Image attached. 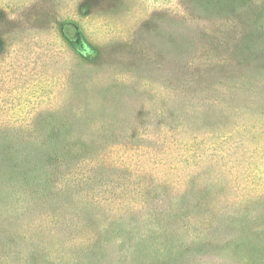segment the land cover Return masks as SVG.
<instances>
[{"label": "rangeland", "instance_id": "rangeland-1", "mask_svg": "<svg viewBox=\"0 0 264 264\" xmlns=\"http://www.w3.org/2000/svg\"><path fill=\"white\" fill-rule=\"evenodd\" d=\"M6 1L1 16L33 17L4 29L12 40L0 48V126L53 132L60 111L79 110L80 146L92 163L117 165L100 175L127 188L121 206L96 204L74 223L40 221L39 264L158 255L264 264V29L255 24L264 0H55L60 21L26 30L39 12L25 9L30 0ZM145 214L175 234L174 249L162 231L151 249L117 255V242L104 243L105 227L144 231L156 221Z\"/></svg>", "mask_w": 264, "mask_h": 264}, {"label": "trees", "instance_id": "trees-1", "mask_svg": "<svg viewBox=\"0 0 264 264\" xmlns=\"http://www.w3.org/2000/svg\"><path fill=\"white\" fill-rule=\"evenodd\" d=\"M57 4L55 0H30L25 9H35L39 15L32 25L23 28L25 30L38 28L40 25H44V29L53 28L62 18ZM10 6L8 1L0 0L1 13L6 12ZM12 14L9 12L7 15H0V48L4 47V42L11 43L12 40L10 35L5 36L4 29L7 24L21 28L22 25L29 24L33 17V14H30L24 22L16 15L9 16ZM255 24L258 29H264V15ZM72 81L70 80V86ZM59 87L67 86L62 83ZM53 102L54 100L49 101L48 105L51 106ZM47 108L51 110L45 111L46 113L54 112L52 106ZM60 112L62 116L57 120H61V123L55 125L53 132L48 131L46 127L35 128L31 132L23 127L0 126V264H39L38 247L41 241L34 239V236L39 228L41 229L39 223L43 219L49 222L52 220L54 223L56 219L59 222L66 220L74 223V220L82 215L81 212L89 211L90 207H95L96 204L107 203L112 206L126 204L123 196L127 188L122 187V191L119 192L120 187L116 178L100 175V171L112 173L119 167L109 159H97L92 163L90 149L80 146L74 136L77 121L72 117L73 115L80 117L81 111L68 112V116ZM44 131L47 134L43 133ZM120 164H124L123 161ZM139 189L140 185L137 190ZM50 208H54V212ZM116 211L125 213L123 209ZM171 214L177 217L178 211ZM142 216L154 218L156 221H152L144 231L137 229L131 232V237L130 234L128 237L124 236L116 227H105L104 243L117 242L119 245L117 255L138 246L151 249L155 248L156 241L161 239L156 236L157 231H162L167 235V240L163 239V242L167 244V248L174 249L178 244L177 237L173 238L175 234L163 230L165 225L155 214ZM219 231L226 232V229ZM103 239L98 242H102ZM199 240L202 242L203 238ZM44 248H48L51 254L59 253L54 247ZM155 258L152 262L153 257L151 259L142 257L139 264H153L156 261L170 263L167 256L165 259L162 255ZM123 264L134 263L132 260Z\"/></svg>", "mask_w": 264, "mask_h": 264}]
</instances>
